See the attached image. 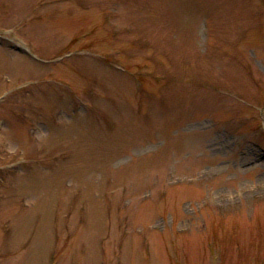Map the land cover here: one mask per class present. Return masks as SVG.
<instances>
[{
    "label": "rangeland",
    "instance_id": "obj_1",
    "mask_svg": "<svg viewBox=\"0 0 264 264\" xmlns=\"http://www.w3.org/2000/svg\"><path fill=\"white\" fill-rule=\"evenodd\" d=\"M0 264H264V0H0Z\"/></svg>",
    "mask_w": 264,
    "mask_h": 264
}]
</instances>
